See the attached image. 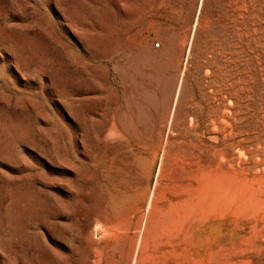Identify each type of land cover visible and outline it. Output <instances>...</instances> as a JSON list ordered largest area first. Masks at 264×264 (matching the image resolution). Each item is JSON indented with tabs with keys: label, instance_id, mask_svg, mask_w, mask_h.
<instances>
[{
	"label": "rangeland",
	"instance_id": "1",
	"mask_svg": "<svg viewBox=\"0 0 264 264\" xmlns=\"http://www.w3.org/2000/svg\"><path fill=\"white\" fill-rule=\"evenodd\" d=\"M0 264H264V0H0Z\"/></svg>",
	"mask_w": 264,
	"mask_h": 264
},
{
	"label": "built area",
	"instance_id": "2",
	"mask_svg": "<svg viewBox=\"0 0 264 264\" xmlns=\"http://www.w3.org/2000/svg\"><path fill=\"white\" fill-rule=\"evenodd\" d=\"M160 45L159 44H157V46L156 47H159Z\"/></svg>",
	"mask_w": 264,
	"mask_h": 264
},
{
	"label": "bare ground",
	"instance_id": "3",
	"mask_svg": "<svg viewBox=\"0 0 264 264\" xmlns=\"http://www.w3.org/2000/svg\"><path fill=\"white\" fill-rule=\"evenodd\" d=\"M121 44H122V42H121ZM124 45V44H123ZM121 49V48H120Z\"/></svg>",
	"mask_w": 264,
	"mask_h": 264
}]
</instances>
